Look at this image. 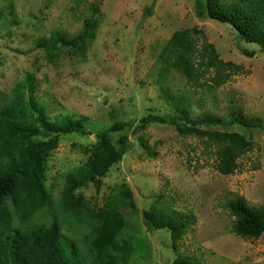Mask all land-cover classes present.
Returning <instances> with one entry per match:
<instances>
[{"label": "rangeland", "instance_id": "1", "mask_svg": "<svg viewBox=\"0 0 264 264\" xmlns=\"http://www.w3.org/2000/svg\"><path fill=\"white\" fill-rule=\"evenodd\" d=\"M198 1L203 0H0V109L15 87L33 75L36 98L45 104L49 117L81 120L88 132L60 136L44 162V184L54 204L66 176L86 162L96 134L114 121L172 115L159 82L170 94L189 98L195 111L191 118L206 112L219 116L225 123L217 126L219 130L238 132L253 143L238 159L235 172L222 175L206 143L178 135L173 126L149 124L127 133L130 150L111 167L99 189L90 184L76 192L94 212L116 186L124 184L132 192L135 207L122 206L119 211L125 223L120 238L133 250L128 261L118 264H172L175 254L168 232L144 226L142 212L152 205L190 220L179 255L201 264H264V233L255 240L236 236L226 206L242 197L264 209V53L255 44L240 41L229 26L196 12ZM91 5L99 10L98 25L84 57L64 51L47 63L44 51L36 47L38 38L54 32L77 35L83 20L91 17ZM192 27L215 46L223 61L243 70L211 90L190 85L174 70L161 78L162 47L174 31ZM232 107L246 119H262V126L227 124ZM141 136L155 153L153 158L137 141ZM62 234L81 242L73 226L64 225Z\"/></svg>", "mask_w": 264, "mask_h": 264}, {"label": "trees", "instance_id": "2", "mask_svg": "<svg viewBox=\"0 0 264 264\" xmlns=\"http://www.w3.org/2000/svg\"><path fill=\"white\" fill-rule=\"evenodd\" d=\"M203 1H198L196 12H203L208 19L229 26L240 41L255 44L264 53V0ZM90 7L91 17L83 20L77 35L68 37L54 32L38 38L36 47L44 51L47 63H53L64 51L84 57L88 43L96 37L98 25L99 10L96 6ZM199 36L202 33L195 27L171 34L158 55L161 78L174 70L190 85L211 90L243 70L241 65L223 61L204 36L203 42L198 44ZM210 72L212 76L207 77ZM158 84L172 115L147 114L138 120L114 121L96 134V142L87 150L89 157L74 174L66 176L56 204L51 202L44 184V162L57 147L60 136L88 132L81 120L49 117L45 104L36 98L33 75H28L24 83L15 87L10 101L0 109V264H118L128 261L133 247L120 238L125 223L119 209L135 207L129 188L124 184L116 186L97 212L92 211L76 192L90 184L98 190L111 167L121 162L130 150L127 133L135 134L149 124L173 126L180 136L204 141L213 152L217 171L222 175L235 172L238 159L251 150L253 143L238 132L219 130L217 126L225 124L219 116L206 112L196 119L191 118L195 111L189 98L170 94L163 84ZM231 109L227 124L246 129L262 126V119H246L237 108ZM255 124L261 125L253 126ZM113 134L117 135L115 139ZM137 141L148 157L155 156L145 145L143 136ZM226 206L232 217L231 231L236 236L255 240L264 233L263 208L249 205L242 197L229 200ZM142 218L147 230L168 232L175 254L172 264H201L199 260L178 254L179 243L190 225L188 217L182 218L175 212L152 205L142 212ZM64 225L73 226L81 242L63 235Z\"/></svg>", "mask_w": 264, "mask_h": 264}]
</instances>
